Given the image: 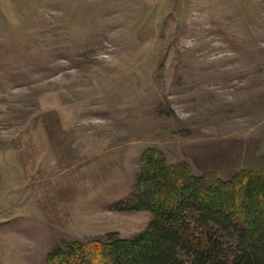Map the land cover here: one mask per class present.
Masks as SVG:
<instances>
[{"label": "rangeland", "instance_id": "374dc122", "mask_svg": "<svg viewBox=\"0 0 264 264\" xmlns=\"http://www.w3.org/2000/svg\"><path fill=\"white\" fill-rule=\"evenodd\" d=\"M151 150L264 175V0H0V264L144 232Z\"/></svg>", "mask_w": 264, "mask_h": 264}, {"label": "trees", "instance_id": "16d2710c", "mask_svg": "<svg viewBox=\"0 0 264 264\" xmlns=\"http://www.w3.org/2000/svg\"><path fill=\"white\" fill-rule=\"evenodd\" d=\"M144 162L125 210L150 212L148 228L133 238L113 233L59 247L50 255L53 264H264V175L237 192L223 182L180 175L157 150Z\"/></svg>", "mask_w": 264, "mask_h": 264}]
</instances>
